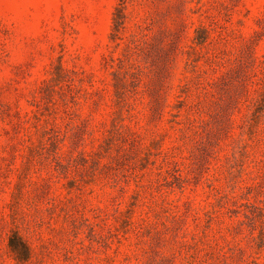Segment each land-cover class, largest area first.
<instances>
[{
	"label": "rangeland",
	"instance_id": "1",
	"mask_svg": "<svg viewBox=\"0 0 264 264\" xmlns=\"http://www.w3.org/2000/svg\"><path fill=\"white\" fill-rule=\"evenodd\" d=\"M118 2L0 0V264H264V0Z\"/></svg>",
	"mask_w": 264,
	"mask_h": 264
},
{
	"label": "trees",
	"instance_id": "2",
	"mask_svg": "<svg viewBox=\"0 0 264 264\" xmlns=\"http://www.w3.org/2000/svg\"><path fill=\"white\" fill-rule=\"evenodd\" d=\"M126 23H127V15H126L125 3L124 0L121 1L119 0L113 11L111 31L109 34V41L111 45L114 46V48L119 47L124 42ZM206 35L203 36V40H201L200 42L201 44L206 42V38H207ZM61 65H62L61 63L58 64L52 74L53 80H51L50 82L51 86L50 84L48 85L50 86V88L47 93V98H43L44 100L46 99L47 102L51 103L56 93V90L57 89L62 90L61 87L64 85V81H65L64 78L66 79V75ZM112 69H114L113 75L115 80V87L117 88V93H118L120 92V90H118L119 88L118 84H120V80H118L117 78L118 76L116 74L114 64L112 66ZM263 109H264V104L260 103L258 107V113H262ZM8 245L13 255V258L17 262H26L28 261V259H30L31 248L17 231H13L10 234Z\"/></svg>",
	"mask_w": 264,
	"mask_h": 264
}]
</instances>
